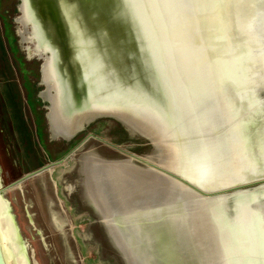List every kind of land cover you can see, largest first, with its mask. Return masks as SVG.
Returning <instances> with one entry per match:
<instances>
[{
	"label": "water",
	"instance_id": "1",
	"mask_svg": "<svg viewBox=\"0 0 264 264\" xmlns=\"http://www.w3.org/2000/svg\"><path fill=\"white\" fill-rule=\"evenodd\" d=\"M19 0L54 124L112 116L148 153L83 157L125 264H264V0ZM240 29H243L241 31ZM0 54V264H76Z\"/></svg>",
	"mask_w": 264,
	"mask_h": 264
},
{
	"label": "rangeland",
	"instance_id": "2",
	"mask_svg": "<svg viewBox=\"0 0 264 264\" xmlns=\"http://www.w3.org/2000/svg\"><path fill=\"white\" fill-rule=\"evenodd\" d=\"M0 54L13 85L20 120L35 163L41 167L56 163L67 154L70 156L65 165H60L61 169L68 168L67 165L71 166L66 193L68 203L63 208L58 199L54 202L63 212V217L67 218L68 215L75 225L74 232L79 244L72 238V231L61 232L76 264H125L109 236H103L104 242L99 235L95 237L105 245L103 254L98 242L92 238L93 235L87 236L90 228L100 233L91 222L101 220L85 199L82 206L76 207L77 196L82 200L83 196L86 198L83 157L90 152L109 161L135 158L148 153L154 146L148 139L151 136H146L126 122L111 116L88 119L71 132L61 131L54 124L49 115L50 100L47 87L42 79L41 65L45 56L38 52H29L26 48L19 0H0ZM65 209L68 213H64ZM85 211L90 217L84 214ZM80 252L83 256L78 254Z\"/></svg>",
	"mask_w": 264,
	"mask_h": 264
},
{
	"label": "crops",
	"instance_id": "3",
	"mask_svg": "<svg viewBox=\"0 0 264 264\" xmlns=\"http://www.w3.org/2000/svg\"><path fill=\"white\" fill-rule=\"evenodd\" d=\"M68 157H70V156L67 154L66 156H64L62 158V160L63 159L66 160V161H64L66 163L68 161ZM67 166H68V168L66 167L64 169H61L60 165H57L56 167L49 168V169L43 171L42 172V179L44 182L45 194L47 195V200H48V203L50 206V210H52V213H53L54 219L57 223V226L60 227L62 232L72 231L73 232L72 238L77 242V244H79V242L77 241V236L75 235V232H74L75 225L69 219L68 215H66L67 218H64L65 216L62 214L63 212H61L59 210L58 205H56L54 202L55 200L58 199L60 204H63L62 205L63 208H65L66 204L68 203L66 201V199L68 198L66 193H67V189L69 187V182H70L69 181L70 180L69 169L71 168V166H69V165H67ZM41 167H43V166H41ZM80 198L78 196L76 197V207L77 208H79V206H82L84 204L83 203L84 199H85V201H87L85 196H83V200ZM64 213H68V211L66 210V212H64ZM84 214L90 217V214H88L87 211H85ZM91 224H94L95 225L94 227L97 228V230H99L100 233H96V231H94L93 229H91L89 227L90 229H88L87 236L92 237V235H93L92 238H94V241L98 242L97 238L95 239V237L96 236L98 237V235H99V238L101 237L103 242H104L105 238H103V236L107 237L108 234H107V231H106L104 225L102 224V222L101 221L93 222V223L91 222ZM103 242L101 240H99V242H98L101 254L105 253V250H106ZM78 254L80 256H83L81 254V252Z\"/></svg>",
	"mask_w": 264,
	"mask_h": 264
},
{
	"label": "snow or ice",
	"instance_id": "4",
	"mask_svg": "<svg viewBox=\"0 0 264 264\" xmlns=\"http://www.w3.org/2000/svg\"><path fill=\"white\" fill-rule=\"evenodd\" d=\"M227 3H228V0H221V3H219L217 5V8L219 9V8L223 7ZM261 6L264 7V5H261ZM260 19L261 20H264V16L260 17ZM240 30L243 31V29H240Z\"/></svg>",
	"mask_w": 264,
	"mask_h": 264
},
{
	"label": "bare ground",
	"instance_id": "5",
	"mask_svg": "<svg viewBox=\"0 0 264 264\" xmlns=\"http://www.w3.org/2000/svg\"><path fill=\"white\" fill-rule=\"evenodd\" d=\"M40 54H43V53H40ZM41 68H42V65H41ZM107 116H109V115H107ZM111 117H112V116H111ZM114 118H116V117H114ZM116 119L118 120L119 118H116ZM119 120H121V119H119ZM147 138H148V137H147ZM148 139L152 141L151 137L148 138Z\"/></svg>",
	"mask_w": 264,
	"mask_h": 264
},
{
	"label": "built area",
	"instance_id": "6",
	"mask_svg": "<svg viewBox=\"0 0 264 264\" xmlns=\"http://www.w3.org/2000/svg\"><path fill=\"white\" fill-rule=\"evenodd\" d=\"M64 163H65V162H64V159H63V164H64ZM63 164H62V165H63Z\"/></svg>",
	"mask_w": 264,
	"mask_h": 264
},
{
	"label": "flooded vegetation",
	"instance_id": "7",
	"mask_svg": "<svg viewBox=\"0 0 264 264\" xmlns=\"http://www.w3.org/2000/svg\"><path fill=\"white\" fill-rule=\"evenodd\" d=\"M65 141V139H63Z\"/></svg>",
	"mask_w": 264,
	"mask_h": 264
}]
</instances>
